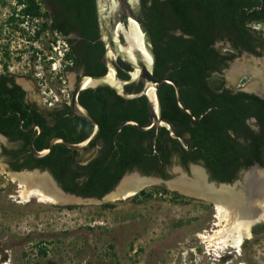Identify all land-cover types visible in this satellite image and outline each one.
<instances>
[{
  "label": "trees",
  "instance_id": "16d2710c",
  "mask_svg": "<svg viewBox=\"0 0 264 264\" xmlns=\"http://www.w3.org/2000/svg\"><path fill=\"white\" fill-rule=\"evenodd\" d=\"M56 1L65 8L77 10L79 26L87 27L83 33L86 37L92 39L96 36L93 0ZM259 2L141 0L156 56L154 77L162 78L167 74L178 87L182 107L189 109L195 118L192 120L178 109L173 88L164 84L159 88L161 119L171 126L177 136H186L184 147L188 150L169 139L162 128L141 132L134 126H124L118 132L119 125L128 120L140 126L149 124L146 99L141 97L125 101L106 88H98L85 90L78 97L80 105L100 126L98 137L88 148L99 147L94 157L81 165L76 151L56 144L49 155L35 160L28 145L29 140L37 134L34 124L40 130L33 141L37 151L46 149L52 137H60L70 143L81 142L90 135L92 126L79 119L83 126L73 131L69 118H59L62 115L73 116L67 106L63 112H51L48 116L55 121L48 124L33 106L23 102V90L12 79L0 75V135L11 143L19 142L16 150H3L11 159L12 169L48 171L65 192L99 199L111 191L127 172L138 171L146 176L157 174L165 178L163 167L172 155L171 150L165 148L167 142L173 144V151L184 166L188 162H201L210 179L218 183H232L241 170L251 167L253 163L264 168V101L252 94H231L221 89L224 81L216 76L241 51L258 56L254 44L261 42V38L249 23L259 22L256 11L251 10ZM16 3L23 6L19 11L23 17H39L34 0H16ZM42 15L48 19L47 13ZM50 29H57L64 35L66 33L65 28L55 24ZM39 34L37 30L34 37ZM226 41L231 43L232 54H222L215 46ZM123 68L124 71H118V76L126 79V72L130 69L126 65ZM3 69H6L5 65ZM103 74L104 69L95 73ZM140 88L139 84L126 87L125 91L129 93L134 89L138 92ZM96 91L105 95L98 96ZM85 96L88 100H85ZM204 112L205 115L199 119ZM249 117H255L259 133L245 129L244 121ZM239 128L244 131V144L236 142ZM25 152L28 155L20 162ZM161 191L166 193L164 189ZM144 193L142 190L135 197ZM112 206L106 204L102 207ZM262 229V226L254 227L253 234H259Z\"/></svg>",
  "mask_w": 264,
  "mask_h": 264
},
{
  "label": "rangeland",
  "instance_id": "374dc122",
  "mask_svg": "<svg viewBox=\"0 0 264 264\" xmlns=\"http://www.w3.org/2000/svg\"><path fill=\"white\" fill-rule=\"evenodd\" d=\"M34 1L40 15L29 19L20 15L23 6L16 0H0V72L10 74L25 90L27 100L43 109L56 98L62 104L67 101L74 75L63 71L64 62L57 66L51 44L59 38L42 15L41 1ZM251 28L264 36V26ZM37 30L40 34L34 37ZM261 59L264 56L242 53L233 61L260 68ZM228 71L229 66L216 76L235 90L250 92V85H259L256 78L238 73L232 84ZM17 148L16 143L0 141V264H264V221L251 227L238 250H214L201 240L224 226V222L218 224L214 204L161 185L147 186L142 196L107 203L113 205L110 208L35 198L22 202L21 188L8 177L16 171L3 151ZM95 151L96 147L78 152L77 160L85 163ZM256 226L263 229L255 235Z\"/></svg>",
  "mask_w": 264,
  "mask_h": 264
},
{
  "label": "water",
  "instance_id": "95a60500",
  "mask_svg": "<svg viewBox=\"0 0 264 264\" xmlns=\"http://www.w3.org/2000/svg\"><path fill=\"white\" fill-rule=\"evenodd\" d=\"M94 9L96 15L97 29L99 35V41L102 43L104 48L103 57L105 59V73L103 75H89L84 74L81 75L74 85L72 89V93L70 96L69 109L71 112L81 120L89 123L92 126V132L90 135L85 138L83 141L78 143H70L65 141L60 137H52L48 141V145L46 149L41 151H37L33 147V141L36 136L39 135L40 130L39 127L34 124V128L37 131L36 136L29 140V149L31 151L32 157L35 160H40L47 155L50 154L52 147L56 144L63 146L64 148L81 152L90 147L91 144L96 140L100 133V126L97 121L88 113V111L80 105L78 102L79 93L94 88H106L112 92L119 98L128 101L135 100L141 97H144L147 102L148 107V122L147 126H140L136 122L128 120L123 122L118 127V132L124 126H134L138 131L147 132L152 129H164L168 136L171 139L177 140L183 145V139L181 137L176 136L173 133L171 126L161 119V105H160V97H159V88L161 85L167 84L173 88L174 91V99L178 109L187 114L192 120H195L191 111L189 109L183 108L180 103V97L178 92V87L174 81L167 77V74L162 78L154 77V68L156 64V56L154 53L152 40L150 32L146 26L144 15H143V7L141 0H94ZM135 30V38L134 41L132 38L128 37L129 33ZM215 46L219 47L220 44H216ZM250 56V55H249ZM117 61L126 65L130 71L126 72L127 78L123 79L117 75V71L114 65ZM261 67L260 68H250L244 65H238L239 61H230L229 62V71L230 73L233 66L237 65L241 70H239L238 75H250L253 78L257 79V82L260 83V80L252 74V72L257 73L256 71L264 72V61L261 59ZM236 73V74H237ZM229 77L228 79L230 83H234L235 77ZM259 75V74H258ZM86 81H88L86 83ZM86 83V84H85ZM141 85V88L138 92H135L134 89L131 92H126L125 88L130 86ZM255 93L257 96L264 98V94H260L259 92H248ZM206 112L200 114L199 119L205 115ZM7 139L0 135V141H6ZM184 147V145H183ZM185 150H188L184 147ZM193 169H198L202 173L204 182L206 185L214 187V189H219L220 187H228L232 188L233 191H240L243 195H246L245 187L247 186V177L249 175H256L258 178H264V168L259 167L257 165H253L248 170L242 171L238 179L233 181L232 183H218L210 179L206 170L196 164H191L186 172L181 167L174 165L172 170L170 171L169 177L166 179L157 178L154 176H146L142 175L138 171H132L125 173L115 187L104 194L101 198H83L68 192H65L60 185L56 182L53 176L45 170L33 169V170H23L24 173L11 172L10 174H26L30 176H46L50 181L51 185L55 189V191L63 197H66L70 200L69 203L63 204H88L93 203L97 205H103L107 203L119 202L129 199L135 195H137L140 191H142L146 187L142 188H132L136 189L133 195L125 196L123 198L110 200L108 196L115 192L117 188L121 185L123 180L129 177H138L140 179H152L155 182L149 186L153 185H161L167 189L171 183L180 181L185 184H193L194 183V175ZM246 179V180H245ZM148 186V187H149ZM178 193V192H177ZM182 195V194H181ZM200 199V198H198ZM260 200L256 199L255 202H259ZM209 202V201H208ZM212 203V202H211ZM55 204V203H53ZM57 204V203H56ZM60 204V203H59ZM252 223L249 226V234L251 227L260 222ZM264 221V220H263Z\"/></svg>",
  "mask_w": 264,
  "mask_h": 264
},
{
  "label": "bare ground",
  "instance_id": "6f19581e",
  "mask_svg": "<svg viewBox=\"0 0 264 264\" xmlns=\"http://www.w3.org/2000/svg\"><path fill=\"white\" fill-rule=\"evenodd\" d=\"M135 30L131 31L128 37L134 41ZM241 70L237 65L233 66L229 73V77L235 76ZM253 73L258 76L260 85L252 84L248 87L250 90L259 91L264 94V72L256 71ZM259 74V75H258ZM88 81H86L87 83ZM85 83V84H86ZM194 183L185 184L177 181L171 183L169 188L182 195L194 198H200L212 202L216 208L218 224L224 222V226L213 232L211 236H201V240L207 247L214 250H221L230 247L238 250L243 237H248L249 226L259 220H264V206L261 207L254 204V200H260V204H264V178L249 175L247 186L245 187L246 195L240 191L235 192L232 188L214 187L206 185L202 173L198 169H193ZM10 181L17 182L21 191L18 196L22 202H27L31 198H35L39 202L50 203H69L70 200L58 194L46 176H30L26 174H9ZM245 179V180H246ZM152 179H140L138 177H129L121 183V185L111 193L108 198L110 200L131 196L136 189L147 187L154 183ZM261 207V208H260ZM216 216V215H215ZM236 235H233V234Z\"/></svg>",
  "mask_w": 264,
  "mask_h": 264
},
{
  "label": "flooded vegetation",
  "instance_id": "af4514ba",
  "mask_svg": "<svg viewBox=\"0 0 264 264\" xmlns=\"http://www.w3.org/2000/svg\"><path fill=\"white\" fill-rule=\"evenodd\" d=\"M40 1H41V4H42L43 8L45 9V13L48 14V19H47L48 27L50 28V27H52V25L55 24L56 26H60L62 29L65 28V30H66L65 35L62 34L57 29H53L52 31L54 32L55 36L61 37L68 44V53H67V55L65 57V60H67L68 63H67V66H65V68L63 69V71H70L71 73H73V75H74V85L76 84V82L78 81V79H79V77L81 75H84V74L95 75L96 72L101 71L102 69H104V73H105V71H106V69H105V59L103 57L104 48H103L102 43L99 41L95 9H93V12H94L95 27H96V36L93 37L92 39H89L88 37H86L83 34V33H85L84 30L87 27L86 26L84 27V25L81 27L78 24V20H77L78 18L76 17L77 10H74V9L71 10L68 7L65 8L61 4H59L56 0H40ZM93 8H94V0H93ZM251 10L256 11V14H257L256 18L259 20V22L256 23V24L264 26V0H260L258 6H252ZM253 24L254 23L251 22V23H249V26L251 27ZM86 32H87V30H86ZM260 38H261V42L258 41V42H256L254 44V49H255V52L258 54V57L264 56V36L262 35V36H260ZM217 44H220L221 53L222 54H227V55L228 54H232V50L233 49H232V46H231L230 42L226 41V42H220V43H217ZM100 48H101V52L99 53ZM216 48H217V46H216ZM242 53H245L247 55L253 56L252 54L246 53L244 51H241L240 55ZM226 64L227 65L224 68L228 67L229 62L226 63ZM123 66H125V65L122 64L119 61H117V63L114 65V67H115V69L117 71V75H118V71L119 70L120 71L121 70L124 71ZM224 68L221 69L220 74H221V72H222V70ZM0 75H5L7 78L12 79L13 83L15 85L19 86L21 88V90H23V92H24L23 102L33 106L36 109V112L41 114L45 118V120H46V122L48 124H54V121H55L52 117L48 116V115H50L51 112H55V111L63 112L65 106H67L69 108V105H66L65 103L62 104V103H59L57 101L54 104L49 103L50 104V105H48L49 108L40 109L35 104H32V103H30L27 100L25 90L14 80V78L10 74H6L4 72H0ZM259 85H260V83H259ZM96 89H98V88H94V90H96ZM221 89L228 90L231 94H235V93H238V92L248 93V92L240 90V89H236V90L233 89L231 84H229L228 86L223 84ZM87 90H92V89H87ZM250 91L259 92V91H254V90H250ZM82 92H80V93H82ZM71 93H72V90L69 92V102H70ZM80 93H79V95H80ZM95 93L98 96L105 95V94H101L103 92L96 91ZM248 94H252V95H254V96H256L259 99L264 101V98H261V97L257 96L255 93H248ZM260 94H263V93H260ZM86 98H88L87 96H85V100H88ZM70 112H71V110H70ZM59 118L60 119L69 118L70 122H71L70 123V128L73 131H74V129L77 130L81 126H83L80 123L81 119L76 117L74 114H73L72 117H71V115L70 116L62 115ZM244 127H245L246 130L251 131L253 133H259V131H260V128H259V126L257 124V121H256L255 117H249V118L245 119ZM238 131H239L238 132L239 135H238V137L236 139V142L244 144V142H243L244 131L242 129H240V128L238 129ZM173 133H174V131H173ZM228 134L231 135L232 133L229 132ZM178 137H180V136H178ZM231 137H233V135H231ZM168 138L171 139L169 136H168ZM181 138L183 139V145H184L186 136L185 137H181ZM171 140L176 141L177 143L180 144V146L183 147V145L180 142H178L177 140H174V139H171ZM16 144L19 145V142H16ZM95 147H96V151H95L94 155L97 153V151L99 149L98 146H95ZM165 148L166 149L168 148L172 152V155H171V157H170V159L168 161V164L163 167V174H164L165 178H163V177H161L160 175H157V174L156 175H148V176H154V177H157V178L166 179V178L169 177L170 171L172 170V167L174 165L179 166L183 170H186V171L188 170V168H189V166L191 164H196V165H200V166L203 167V164L201 162H197V163H189L188 162L186 164V166H184L183 163L181 162L178 154L173 151L174 148H173V144L172 143H168L167 142ZM86 150H88V149H86ZM26 155H28V152L24 153V155L21 158L20 162H23V160H25V158H26L25 156ZM94 155H93V157H94ZM89 160H87L85 163H80V164L81 165H85ZM263 162H264V158H263ZM253 165L259 166L256 163H253ZM249 168L241 170L238 173V178H239L240 173L242 171L248 170ZM22 170H27V169H22ZM142 175H144V174H142Z\"/></svg>",
  "mask_w": 264,
  "mask_h": 264
},
{
  "label": "built area",
  "instance_id": "2783aa9c",
  "mask_svg": "<svg viewBox=\"0 0 264 264\" xmlns=\"http://www.w3.org/2000/svg\"><path fill=\"white\" fill-rule=\"evenodd\" d=\"M58 36H56L57 38ZM59 39L55 40V45L51 44V47L54 51V59L57 61V66L60 67V62H64L63 64V69L65 68V66H67L68 61L65 60V57L68 53V44L67 42L62 39L61 37H58ZM55 68L52 67V70H54ZM61 93L63 94L64 92L61 91ZM60 97V96H59ZM55 102L58 101V98H56L54 100ZM69 105V96H67V101L63 102V104ZM52 104V103H51ZM50 105V104H49Z\"/></svg>",
  "mask_w": 264,
  "mask_h": 264
}]
</instances>
